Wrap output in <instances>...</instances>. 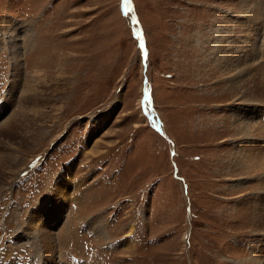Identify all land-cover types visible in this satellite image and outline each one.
<instances>
[{"label": "rangeland", "instance_id": "obj_1", "mask_svg": "<svg viewBox=\"0 0 264 264\" xmlns=\"http://www.w3.org/2000/svg\"><path fill=\"white\" fill-rule=\"evenodd\" d=\"M67 257L264 264V0H0V264Z\"/></svg>", "mask_w": 264, "mask_h": 264}, {"label": "bare ground", "instance_id": "obj_2", "mask_svg": "<svg viewBox=\"0 0 264 264\" xmlns=\"http://www.w3.org/2000/svg\"><path fill=\"white\" fill-rule=\"evenodd\" d=\"M12 29V28H11ZM16 47V46H15ZM15 49V48H14ZM14 56V55H13ZM15 58V57H14ZM14 60V59H13ZM14 62V61H13ZM15 65H14V74L15 75H17V76H19V73H20V71H19V63H14ZM32 89H31V87H27L26 89H24V91L21 93V98H20V109L21 108H23V106L25 105V104H29V103H33V102H37V97H35V92L34 93H32V92H30ZM33 91V90H32ZM248 167V166H247ZM59 182V181H58ZM63 183V182H62ZM60 189L63 191L64 189L62 188V184L60 183ZM61 191V192H62ZM54 199V198H53ZM66 199V198H65ZM55 204V203H54ZM52 205V204H51ZM52 208V207H51ZM61 209V208H60ZM55 213V212H54ZM65 216V215H64ZM45 218V220H43V222H41V224H47V222H49L50 220H49V218L46 216H43V215H39V219H38V217H37V219L39 220V221H37V222H39V224H40V221H41V219L42 218ZM34 219V218H33ZM67 219V218H66ZM53 220V219H52ZM54 220H55V216H54ZM99 221V220H98ZM98 221L97 220H94L93 221V223L92 224H95V226L94 225H89V227H88V231H90V232H92L96 237L98 236V235H100L101 233H103V230H102V224L101 223H98ZM35 223L34 225L35 226H33L34 228L35 227H37V225H38V223ZM97 222V223H96ZM60 224V223H59ZM77 224H81L80 222L79 223H77ZM68 225V224H67ZM80 226L81 225H78V227L80 228ZM32 227V226H31ZM45 226H43V228H44ZM38 228H39V226H38ZM36 229V228H35ZM40 229V228H39ZM35 231V230H34ZM42 231V233H44L45 231H43V229L42 230H40V232ZM57 233V232H56ZM59 233V232H58ZM60 233H61V235L59 236V238H62L63 236H66L67 235V229H66V227L64 226V227H62L61 229H60ZM38 236H40L39 234H38ZM50 238H51V235H49V234H45V235H43L42 236V238L40 239V241L42 242V244L46 247V249L48 248V247H50L51 245H52V240L50 241ZM65 238V237H64ZM49 249V248H48ZM50 250H48V253L47 254H50V252H49ZM54 251V250H53ZM52 254V253H51ZM65 257V256H64ZM65 260V263L66 264H73V263H71V260L70 259H68V257L67 258H65L64 259ZM253 260V261H252ZM254 260L255 259H250V263H254ZM75 261V260H74ZM252 261V262H251ZM76 262V261H75ZM77 263H79V262H77ZM76 263V264H77ZM75 264V263H74Z\"/></svg>", "mask_w": 264, "mask_h": 264}]
</instances>
